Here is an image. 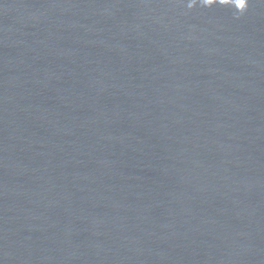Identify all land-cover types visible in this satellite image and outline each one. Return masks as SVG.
<instances>
[{
    "label": "water",
    "instance_id": "95a60500",
    "mask_svg": "<svg viewBox=\"0 0 264 264\" xmlns=\"http://www.w3.org/2000/svg\"><path fill=\"white\" fill-rule=\"evenodd\" d=\"M0 264H264V0H0Z\"/></svg>",
    "mask_w": 264,
    "mask_h": 264
}]
</instances>
